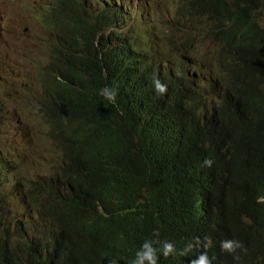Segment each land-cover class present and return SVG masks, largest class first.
I'll list each match as a JSON object with an SVG mask.
<instances>
[{"label":"clouds","instance_id":"obj_1","mask_svg":"<svg viewBox=\"0 0 264 264\" xmlns=\"http://www.w3.org/2000/svg\"><path fill=\"white\" fill-rule=\"evenodd\" d=\"M22 1L27 15L15 11L8 0H0V48L3 42L10 49L0 52V223L4 232L19 231L28 241L59 236L64 240L63 234L69 229L60 202L49 200L40 187L23 183L27 179L42 184L47 181L46 189L64 187L65 172L76 161L66 142L52 133L54 118L67 95L63 86H78L66 77L65 68H107L118 63L139 70L151 83L147 88L157 107V117L149 116L152 123L182 106L193 96L197 82L207 77H218L231 89L253 82L245 71L236 70L241 57L234 45L235 35L184 37V30L197 31L191 28V15L178 13L166 0ZM254 1L264 12V6ZM196 13L195 26L210 28L219 11L209 0H199ZM12 14L34 20L46 32L39 38L41 47L24 44L26 28L20 33L15 27L11 33ZM16 49L32 59V68L10 53ZM7 56L15 63L10 73ZM99 95L116 104L114 86L101 87ZM2 98L15 103L8 105ZM133 100L140 109L147 104L141 96ZM200 100L213 104L226 120L224 98L218 92L203 93ZM29 114L36 115L33 122ZM235 117L242 141L229 142L225 136L211 138L197 154L190 231L180 249L181 257L170 264H264V242L255 252L240 240L243 232L264 235V192L258 184L261 154L253 146L261 140L264 143V103L235 112ZM161 136L167 145L179 143L171 141L169 132H161ZM37 164L46 171L34 169ZM235 164L247 174L245 181L241 182ZM175 252L174 243L161 240L154 229L141 241L129 264H159L161 257ZM96 260L113 264L104 254Z\"/></svg>","mask_w":264,"mask_h":264},{"label":"trees","instance_id":"obj_2","mask_svg":"<svg viewBox=\"0 0 264 264\" xmlns=\"http://www.w3.org/2000/svg\"><path fill=\"white\" fill-rule=\"evenodd\" d=\"M198 1L166 0L178 13L191 15V28L197 31L184 30L183 36L235 35L234 45L241 57L236 70L245 71L253 82L231 89L218 77H207L197 82L193 96L182 106L152 123L149 116L157 117V107L147 88L151 83L139 70L118 63L107 68H65L66 77L78 86H63L67 95L54 118L52 133L66 142L76 161L65 172L64 187L46 189L47 181L27 179L23 183L40 187L49 200L60 202L69 229L64 240L59 236L28 241L19 231L4 232L0 223V264H102L96 259L103 254L108 263L129 264L141 241L154 229L161 240L172 241L176 247L159 264L181 257L195 202L192 182L199 168L197 154L211 138L242 141L235 112L264 103V12L254 0H209L219 11L214 25L196 27ZM257 4L264 6V0ZM105 85L116 88L115 105L99 95ZM209 91L223 96L226 120L213 104L200 100ZM134 96L147 102L144 109L136 106ZM161 132H169L171 141L179 143L167 145ZM253 146L261 154L258 184L264 192V143L261 140ZM233 167L241 182L245 181L244 170L236 164ZM46 204L53 210L49 201ZM240 237L253 251L262 248L263 234L243 232Z\"/></svg>","mask_w":264,"mask_h":264},{"label":"rangeland","instance_id":"obj_3","mask_svg":"<svg viewBox=\"0 0 264 264\" xmlns=\"http://www.w3.org/2000/svg\"><path fill=\"white\" fill-rule=\"evenodd\" d=\"M10 6L15 10L17 11L18 13L22 14V15H27V9L24 5V2L22 0H8ZM10 22H11V25H10V31L12 33V29L17 27V31L18 32H22L24 30V28L27 29V32H28V37L25 39V43L24 44H31L33 43L34 46H36L37 48L38 47H41L42 46V41L39 40V38H42L44 36H46V32L44 30H42L40 28V26L38 25L37 22H35L34 20L30 19V20H23V19H19L16 15H10ZM1 53H4L5 51H9L10 49L8 48V46L2 42V45H1ZM20 50H14V51H11L10 53L14 56H16L20 61L23 62V64H25L27 67L29 68H32V59L30 58H27L23 53L19 52ZM42 57H46L44 54H42ZM7 61L8 63L6 64V68L9 69V73L11 70L15 69V63L13 61V59L10 57V56H7ZM31 82L32 84H34V79L32 80L31 79ZM2 100L6 103V104H13L15 102L13 101H5L4 98H2ZM25 103V102H23ZM31 122H33L36 118V115H31L29 114L28 115ZM34 169H43L44 171L45 170V167L42 166L41 164H37L36 167H34Z\"/></svg>","mask_w":264,"mask_h":264}]
</instances>
